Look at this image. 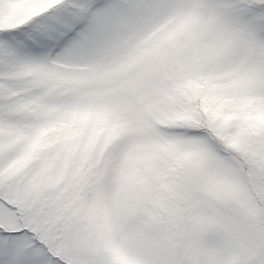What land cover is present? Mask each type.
<instances>
[{
    "label": "snow or ice",
    "instance_id": "snow-or-ice-1",
    "mask_svg": "<svg viewBox=\"0 0 264 264\" xmlns=\"http://www.w3.org/2000/svg\"><path fill=\"white\" fill-rule=\"evenodd\" d=\"M0 264H264V0H0Z\"/></svg>",
    "mask_w": 264,
    "mask_h": 264
}]
</instances>
